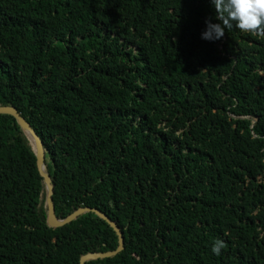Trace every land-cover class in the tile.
I'll use <instances>...</instances> for the list:
<instances>
[{"label": "trees", "instance_id": "trees-1", "mask_svg": "<svg viewBox=\"0 0 264 264\" xmlns=\"http://www.w3.org/2000/svg\"><path fill=\"white\" fill-rule=\"evenodd\" d=\"M210 0H0V105L37 131L55 213L123 231L85 264H264V38ZM27 134L0 114V264H79L119 237L47 220ZM225 242L219 255L214 239Z\"/></svg>", "mask_w": 264, "mask_h": 264}, {"label": "water", "instance_id": "water-1", "mask_svg": "<svg viewBox=\"0 0 264 264\" xmlns=\"http://www.w3.org/2000/svg\"><path fill=\"white\" fill-rule=\"evenodd\" d=\"M0 114H10L13 115L16 120L19 122L25 133L27 134L28 138L30 139L34 151L37 156V165L40 174L43 176L45 185H46V204L48 207V214L47 220L49 225L51 226H62L65 225L74 219H76L79 215L85 212H94L99 215L101 218L106 220L110 226L114 228L118 237H119V245L114 250H107V251H94V252H87L83 254L80 258L79 264H85L87 261L97 260L107 257H112L119 252H121L125 247V240L123 231L120 229L116 221L110 218L104 211L97 207H90V206H80L76 210H74L71 214L66 216L65 218H59L55 213V204L53 201V194H54V184L48 170V166L45 160V148L43 145V140L34 129V127L30 124V122L18 111L15 106L11 105H0Z\"/></svg>", "mask_w": 264, "mask_h": 264}, {"label": "clouds", "instance_id": "clouds-1", "mask_svg": "<svg viewBox=\"0 0 264 264\" xmlns=\"http://www.w3.org/2000/svg\"><path fill=\"white\" fill-rule=\"evenodd\" d=\"M214 16L218 22L205 20L201 38L220 39L225 30L233 27L260 38H264V0H210ZM225 242L216 238L211 244V252L219 255Z\"/></svg>", "mask_w": 264, "mask_h": 264}]
</instances>
